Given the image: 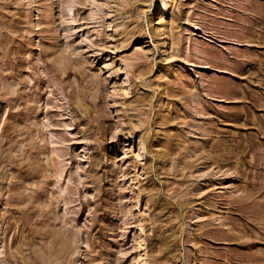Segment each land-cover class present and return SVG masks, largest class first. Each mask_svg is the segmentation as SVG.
I'll return each instance as SVG.
<instances>
[{
	"label": "rangeland",
	"instance_id": "374dc122",
	"mask_svg": "<svg viewBox=\"0 0 264 264\" xmlns=\"http://www.w3.org/2000/svg\"><path fill=\"white\" fill-rule=\"evenodd\" d=\"M0 264H264V0H0Z\"/></svg>",
	"mask_w": 264,
	"mask_h": 264
}]
</instances>
